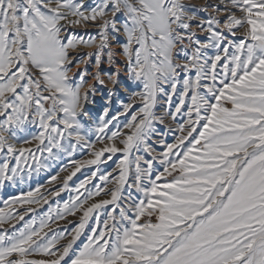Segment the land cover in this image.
Returning a JSON list of instances; mask_svg holds the SVG:
<instances>
[{
	"label": "snow or ice",
	"instance_id": "6c2138e0",
	"mask_svg": "<svg viewBox=\"0 0 264 264\" xmlns=\"http://www.w3.org/2000/svg\"><path fill=\"white\" fill-rule=\"evenodd\" d=\"M209 8L213 14L202 18ZM89 25L95 35L73 31L84 27L87 33ZM97 84L111 85L109 98L118 86L139 90L111 119L105 107L99 123L86 128L81 118L89 116ZM161 95L167 107L157 116ZM178 116L182 134L161 154L164 171L150 179L157 157L142 169L137 156L135 183L128 187L143 198L137 202L129 193L121 206L133 149L151 153L146 141L153 123ZM114 121L115 131L109 127ZM90 135L104 146L91 152L94 159L71 160L72 171L50 195L65 191L82 166L106 163L104 153L124 154L119 175L92 172L72 190L77 195L19 229L13 221L34 213L31 205L48 204L49 196L37 187L5 201L0 228L8 224L13 231L0 232V264H264V0L201 7L183 0H0V186L23 179L21 162L29 156L37 171L44 167L36 152L56 160L93 148ZM173 172L178 175L171 182L156 183ZM97 176L101 184L86 189ZM57 180L58 174L49 183ZM102 194L110 198L94 200ZM13 205L28 207L13 215ZM77 213L71 231L51 227ZM93 216L97 224L86 232Z\"/></svg>",
	"mask_w": 264,
	"mask_h": 264
},
{
	"label": "rangeland",
	"instance_id": "374dc122",
	"mask_svg": "<svg viewBox=\"0 0 264 264\" xmlns=\"http://www.w3.org/2000/svg\"><path fill=\"white\" fill-rule=\"evenodd\" d=\"M201 0H183L186 4L195 5L196 7L203 6L206 2H209L208 4L215 5L218 3V0H202L201 3H199ZM205 1V2H204ZM212 9L209 8L206 12H200L199 15L207 19L210 15H212ZM223 14H221L222 16ZM239 15V13H237ZM88 31L85 32L84 27H76L73 29L74 32L85 35V38H87L88 34H96V29L94 27H91V25L87 26ZM198 36H200L201 39H204V36L201 33H197ZM81 52H88L93 51V49H79ZM118 60H121L122 58L117 57ZM83 67V66H82ZM109 66L107 64V58L104 57V63L102 64V71H101V77L106 80L105 73L108 71ZM94 71V60L93 64H89L87 66V75L86 79L91 82V74ZM72 73L70 72L69 75ZM77 79H79L77 77ZM121 79L125 83H129L126 81V78L123 76ZM110 84H107L106 86H102L97 84V92L101 93L102 99L101 101H90V103L87 105V111L89 113V116L82 117V123L85 124L86 128H92L95 127L96 124L99 123V117L103 115V109L105 107H108L109 114L108 119H111V116L116 115L117 111H122L121 104L126 103L128 101V96L130 92L132 91H138L139 87L136 85L129 84V92H125L122 86H118L116 89L115 94L109 98L108 94V86ZM180 86L182 87V81ZM167 89V86H165ZM95 93V94H96ZM107 95V97H106ZM93 96V95H91ZM160 103L157 104V106L154 109V112L157 116H162L164 114V109L167 107L163 104V100L165 97L163 95L160 96ZM175 97L173 98V103H175ZM225 107H231L230 104L225 103ZM174 110V107H173ZM186 111V109H185ZM120 120V127L122 128L123 122L125 121V117L121 116L119 118ZM184 118L181 116H178L176 121L171 120L169 117H165L164 123L154 122L153 123V131L147 138V146H149L152 149L151 153L145 152L143 146L137 149H133L131 155L129 156L130 160V170L128 172L126 184L123 191V197L125 199H122L119 203L121 206L126 205L129 203L127 200V197L129 196V193H131L132 198H134L137 202L143 198V194L140 192H137L135 187L129 188V185H134L135 183V177H136V157H141L140 160V167L142 169L147 168V164L145 163L146 160H152L153 156L157 157L156 160L153 161V167L151 170L150 179L155 180L156 176L164 171V165L161 163L162 160V153L166 151V145L172 144L176 142V137L180 136L182 133L178 130V124L183 123ZM116 122H113V125H110L109 127L115 131ZM123 131H127L126 129H122ZM31 132H35V128H30ZM110 135V133H108ZM28 134H22L25 138ZM193 135H198V133H193ZM91 141L94 142L93 148H87V147H79L71 157L68 155H61L58 159L52 160L47 158L48 154L45 152L43 154L36 152L35 155L41 159V163L45 165L44 167L40 168L37 171V165L36 161H34L31 156L28 157L27 163L25 164L23 161L22 167L23 171L21 173L23 179L17 178L15 183L6 182L4 185L0 186V208H5V201H11L15 197H19L24 193H27L28 191L35 190L37 187H40L41 193L49 196V202L48 204H44L41 202L39 206L37 205H31V207L35 208L36 211L34 213H28L25 215V218L23 221H13L15 223L16 228L19 229L23 227L24 223L35 218H39L44 213H46L49 210V207L56 208L57 206H62L64 201L69 200L72 196L77 195L75 191H72L73 189H76L81 181L91 177L92 172L96 171L99 174H107L112 173V177L110 179H114L116 176L119 175V171L116 169L117 163L124 158V154L122 152H117L115 154L110 153H104V156L101 159L106 160V163L99 164V165H84L81 167L80 171L76 173L73 178L68 181V186L65 189V191L61 192L59 196L52 197L50 193L52 191H58L59 188L62 186L63 177L68 175L70 171H72V167H70V161L71 160H78V161H84L88 159H94V157L91 155V152L93 150H99L104 145L101 143L96 142L95 135H90ZM192 140V137H189V141ZM189 141H185L184 144L188 145ZM117 147H122V145L119 144V141H115ZM19 146V144H18ZM31 147L34 148V145ZM174 153L177 152V150H173ZM193 153H195V149L193 150ZM182 155V153H180ZM109 155H112L111 160H107V157ZM3 160L0 158V163H2ZM11 166L16 165V161L14 159H10L9 161ZM186 163H191V157L186 160ZM74 167V166H73ZM62 168H67V171H61ZM58 174V180L52 183H49L50 178L54 175ZM178 175V172H173L171 175L165 174L160 180H157L156 183L158 185H162L165 182H171V180ZM95 177L92 178V181L90 184L85 185L86 189L89 190H95V185L101 184V181L99 178ZM143 184L148 185V178H145L143 180ZM109 187L112 185L109 184ZM85 189H80V192H84ZM110 197H106L103 194L100 197L94 198V200L98 201L99 199H108ZM91 203V201H90ZM12 207L16 208V212L13 213V215H16L17 213L24 212L25 209L28 207L27 205L20 207L13 205ZM108 210H113L112 205L107 206ZM5 211H9V209H5ZM115 214L119 216V208H115ZM81 213H77L75 216H66L64 220H58L55 223L51 225L53 229H59L64 230L67 228L69 231L79 222V217ZM129 215H132V213H129ZM101 220H100V226H103V219L106 218V211L101 210L100 212ZM147 218H142V220H145ZM153 222H155V218L153 217ZM97 221L95 219V216H93L86 225L85 231L90 232L92 226H96ZM4 229H8L9 232L13 231L12 228L9 227L8 224L3 225V228H0V232H2ZM45 231H48L45 229ZM51 236L52 233H49ZM83 239V237H82ZM66 243L65 241H61V244ZM42 257L36 256L35 259H41Z\"/></svg>",
	"mask_w": 264,
	"mask_h": 264
},
{
	"label": "bare ground",
	"instance_id": "6f19581e",
	"mask_svg": "<svg viewBox=\"0 0 264 264\" xmlns=\"http://www.w3.org/2000/svg\"><path fill=\"white\" fill-rule=\"evenodd\" d=\"M202 2V0L201 1H199V3H201ZM205 2V1H204ZM207 4L209 3V2H206ZM109 88L111 87V85H109L108 86ZM108 95V94H107ZM107 95H106V97H107ZM100 99H102V95H101V93H96V94H94L93 96H90V101H97V100H99V101H101ZM102 102V101H101Z\"/></svg>",
	"mask_w": 264,
	"mask_h": 264
}]
</instances>
